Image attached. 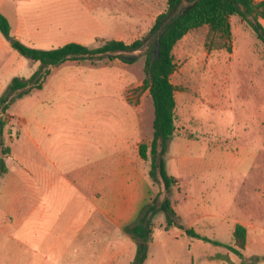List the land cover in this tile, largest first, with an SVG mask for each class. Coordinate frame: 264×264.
I'll return each instance as SVG.
<instances>
[{
  "label": "rangeland",
  "instance_id": "obj_1",
  "mask_svg": "<svg viewBox=\"0 0 264 264\" xmlns=\"http://www.w3.org/2000/svg\"><path fill=\"white\" fill-rule=\"evenodd\" d=\"M18 1L0 0V8L11 14ZM143 1L134 0L130 7ZM158 5L161 11L167 10L166 0H158ZM260 21L264 26V20ZM230 24L229 39L202 26L188 32L174 47L176 68L171 81L176 86V126L191 140L181 153L168 151L166 155V170L177 179L171 193L165 192L162 181L154 183L147 174L150 188L134 220L128 223L138 222L148 207L155 208L156 213L151 216L152 240L142 264H242V259L223 246L189 238L178 226L167 227L165 213L160 211L165 197L171 200L181 224L210 239L233 244L235 225H244V258L252 264H264V46L240 17L232 16ZM1 35L11 50L0 53V100L14 77L27 79L40 66L20 55ZM155 42L156 37L151 36L140 50L122 52L129 58L138 57L133 63L107 57L94 63L66 61L51 69L41 89L12 101L7 110L5 140L22 163L8 159L11 171L35 166L24 161L25 154L39 163L38 145L43 130L47 139L54 142L60 140V130L66 132L61 158L64 175L69 179L75 177L74 171L89 166H96L104 176H113L115 163L78 164L73 161L75 151L86 143L80 140H90L96 142L94 149L100 156L105 150V130L125 124L133 112H137L139 120V137L150 143L154 105L142 81L144 54L157 48ZM102 45L103 42H96L88 47ZM11 64L13 77L5 81L7 75L1 74ZM94 134L97 139L92 141ZM179 155L188 158L186 165L180 162ZM151 163L149 153L140 165L148 173ZM79 199L71 194L59 197L57 205H50L48 219H82ZM6 205H0V211L6 212ZM1 218L0 264H71L72 256L83 255L92 239H74L64 227L34 224L37 218L20 227L12 226L9 213H3ZM99 219L103 217L98 214ZM120 235H126L123 243L137 244L122 229L113 235L112 245L117 246ZM101 241L98 234V244ZM62 248L69 253L63 256ZM136 251L137 245L124 252L116 264H132Z\"/></svg>",
  "mask_w": 264,
  "mask_h": 264
},
{
  "label": "crops",
  "instance_id": "obj_2",
  "mask_svg": "<svg viewBox=\"0 0 264 264\" xmlns=\"http://www.w3.org/2000/svg\"><path fill=\"white\" fill-rule=\"evenodd\" d=\"M133 1L19 0L15 5V12L7 14L2 8L0 12L10 22L11 35L35 48L53 49L71 42L89 46L111 40L130 44L148 33L157 16L164 12L159 8L158 0H144L138 6L130 7V2ZM9 50L10 45L0 33V53ZM4 74L7 75L5 81L12 79V64L4 67L1 75ZM135 83L139 85L140 82L137 80ZM92 128L89 127L90 131ZM44 132L45 130L40 136V144H37L41 152L39 163L37 159L25 154L24 161L35 165L34 167L12 172L8 159L22 162L13 156L11 148V155L6 160L8 173L0 182V205L7 204V211H0V220L4 221L1 218L3 213H9L12 215L11 222L14 227H20L25 221L37 218L39 220L34 224L49 228L64 227L66 234L74 239L91 236L85 253L73 255L71 264L118 263L120 256L130 248H136V244L130 241L123 243L126 235H120L117 236L121 238L120 242L114 246L111 242L113 235L120 233L125 225L134 220L145 199L146 191L150 188L148 173L140 165L143 159L138 149L144 139L139 137L137 112H133L125 124L110 126L105 130L104 144L101 143L105 150L100 152V156L94 149L95 141L92 143L90 140H80L83 141L82 144L86 143L75 151L73 161L78 164L115 163V171L110 177L104 176L101 171L98 173L96 166L74 171L75 180L65 177L61 152L66 132L60 130L59 138L62 140L58 142L49 141ZM92 138V141L97 139L96 134ZM190 140L176 126V132L169 144V153H181ZM133 150L137 153L134 154ZM179 157L180 162L186 165L188 158L185 155ZM70 194L80 197L79 210L84 217L66 222L49 220L50 205H57L59 197ZM22 203L25 205V212H22ZM98 214L103 219L98 220ZM98 234L102 238L100 244ZM61 253L65 256L69 251L62 248ZM133 255L134 252L131 253V258Z\"/></svg>",
  "mask_w": 264,
  "mask_h": 264
},
{
  "label": "trees",
  "instance_id": "obj_3",
  "mask_svg": "<svg viewBox=\"0 0 264 264\" xmlns=\"http://www.w3.org/2000/svg\"><path fill=\"white\" fill-rule=\"evenodd\" d=\"M184 2L185 0H167V10L157 16L148 34L141 39L130 44L115 40L106 41L102 46L93 49L76 42L53 49L28 46L11 35L10 22L0 12V31L11 42L12 48L20 55L40 63L38 70L31 77H14L0 100V182L8 173L6 160L11 155V147L6 144L5 135L8 133L7 110L12 101L22 98L33 89H41L51 69L66 61L94 63L107 57L133 63L138 57L129 58L122 52L138 51L151 36H155V46L158 48L148 50L144 54L146 61L143 80V87L149 90L154 105L153 135L150 143L142 142L139 145L138 151L143 160H147L150 153L152 163L148 172L149 178L154 183L162 181L165 192L171 193L177 180L166 170V155L176 132V86L171 81L176 68L173 55L175 45L188 32L202 26H207L210 33L229 39L230 18L238 16L247 23L264 46V26L260 21L264 20V0H187L186 5ZM176 12L177 15L174 16ZM160 211L165 213L167 227L178 226L189 238L223 246L242 259V264H252L243 254L247 244V229L244 225H235L233 244L223 243L181 224L168 197L161 202ZM155 213V208L150 206L139 217L138 222L123 227V232L137 241L136 256L132 264H142L147 258V246L152 240L153 232L151 216Z\"/></svg>",
  "mask_w": 264,
  "mask_h": 264
},
{
  "label": "water",
  "instance_id": "obj_4",
  "mask_svg": "<svg viewBox=\"0 0 264 264\" xmlns=\"http://www.w3.org/2000/svg\"><path fill=\"white\" fill-rule=\"evenodd\" d=\"M158 48V47H157Z\"/></svg>",
  "mask_w": 264,
  "mask_h": 264
}]
</instances>
